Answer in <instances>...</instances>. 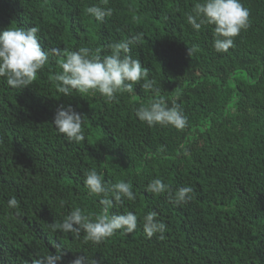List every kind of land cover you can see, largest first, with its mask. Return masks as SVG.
Listing matches in <instances>:
<instances>
[{"label": "trees", "instance_id": "trees-1", "mask_svg": "<svg viewBox=\"0 0 264 264\" xmlns=\"http://www.w3.org/2000/svg\"><path fill=\"white\" fill-rule=\"evenodd\" d=\"M241 2L250 27L218 53L213 26L187 23L194 0H107L113 13L102 23L86 9L103 0H0V30L36 26L44 49L100 47L103 55L107 44L140 34L131 54L159 89L136 84L112 103L99 93L65 97L50 79L57 57L21 91L0 80V264H31L37 253L55 254L54 243L63 246L62 264L82 254L99 264H264V0ZM193 45L199 50L189 55ZM157 95L181 105L185 129L139 121L135 108ZM60 105L86 116L85 141L52 126ZM93 167L106 181H130L137 197L110 209L134 212L137 229L99 244L48 226L75 206L99 213V198L83 184ZM157 177L173 193L192 186L193 199L177 206L167 193L147 192ZM148 211L167 225L163 238L146 237Z\"/></svg>", "mask_w": 264, "mask_h": 264}, {"label": "clouds", "instance_id": "clouds-1", "mask_svg": "<svg viewBox=\"0 0 264 264\" xmlns=\"http://www.w3.org/2000/svg\"><path fill=\"white\" fill-rule=\"evenodd\" d=\"M102 5L87 7V14L97 23H102L105 17H110L112 8ZM250 12L241 0H194L191 11L186 13L187 23L194 30L199 31L203 26H213L212 47L218 53H227L235 46L234 38L242 30L250 27ZM39 28L18 27L11 23L10 26L0 30V80L11 88L22 90L30 87L37 79V75L50 62V57H57L56 64L59 71L51 76V81L56 91L62 96L72 97L78 93L80 97L87 94L99 93L107 103L118 102L125 93L134 94V86L140 84L144 92L158 93L157 81L149 78V68L143 67L141 60L131 54L132 46L142 39L140 34L128 37L118 42L109 43L107 54H101V48L95 49L81 46L76 50L51 47L42 48L39 37ZM198 46L188 48V54L197 52ZM142 82V83H141ZM135 116L139 121L149 127L156 125L172 126L183 130L188 125V117L183 112L180 104L175 100L171 106L163 95L151 98L149 102L140 104L135 108ZM85 115L77 112L71 105L57 107L54 119L51 122L55 130L62 134L68 141L77 144L85 141ZM159 151H163L161 147ZM83 184L88 194L99 198L101 206L99 213L86 211L75 206L61 222L54 221L48 224L53 232L71 233L77 239L83 232L84 243L99 244L112 237L118 230L123 234L133 233L138 226V216L132 211L112 213L110 209L123 206L124 201H135L136 193L130 181L119 179L116 182L106 181L104 174L95 167L85 171ZM147 192L154 195L168 194L171 203L179 206L193 199L192 186L181 187L173 193L169 184L162 178L152 179L147 185ZM20 202L15 196L7 200L9 209H15L19 214ZM167 225L157 219L155 211H148L143 216V231L151 239L159 233L163 238ZM55 254L49 251L37 253L31 264H62L63 246L53 244ZM69 264H99L87 255L76 256Z\"/></svg>", "mask_w": 264, "mask_h": 264}]
</instances>
